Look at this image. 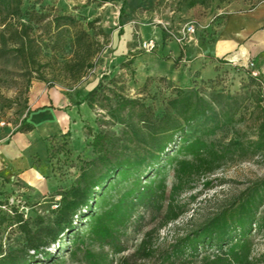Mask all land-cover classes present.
I'll return each mask as SVG.
<instances>
[{
  "label": "trees",
  "instance_id": "trees-1",
  "mask_svg": "<svg viewBox=\"0 0 264 264\" xmlns=\"http://www.w3.org/2000/svg\"><path fill=\"white\" fill-rule=\"evenodd\" d=\"M213 1L181 0L180 4L189 12L195 7L208 9ZM22 2L0 0V36L10 30L11 52L35 65L36 54L30 49L28 34L31 27L24 23ZM52 24L62 34L63 28L75 26L76 21L57 17ZM88 57L66 63L65 72L73 76L74 83L92 68ZM137 57L130 55L121 63L133 86ZM222 63L230 65V60ZM243 78L248 79L246 93L239 91ZM126 82L121 75L102 76L75 103L76 107L84 105L98 112L95 129H87L93 158L83 162L78 178L67 191L53 196L45 210L49 216L31 221L10 208L24 243L0 254V264H65L67 260L74 264H136L129 258H115L126 251L130 230L142 232L145 215L159 225L144 233L133 257L150 260L156 255L155 264H194L198 260L201 264H256L252 235L264 228V179L252 183L167 250L156 253L152 241L159 230L186 213L177 201L193 190L197 180L229 163L264 155V74L258 71L253 77L246 67L237 65L214 79L194 81L188 88L149 78L133 96ZM151 83L166 91L159 104L147 93ZM247 121L252 122L250 137L246 131L237 130ZM32 131V125L22 123L17 133ZM167 166L174 178L170 188L166 184ZM211 184L204 181L203 187L210 188ZM207 249L215 253L206 255Z\"/></svg>",
  "mask_w": 264,
  "mask_h": 264
},
{
  "label": "rangeland",
  "instance_id": "rangeland-1",
  "mask_svg": "<svg viewBox=\"0 0 264 264\" xmlns=\"http://www.w3.org/2000/svg\"><path fill=\"white\" fill-rule=\"evenodd\" d=\"M180 1L144 0L136 9L130 10L126 7V0H23L24 23L31 27L28 33L30 49L36 54L38 64L16 58L11 52L14 47L11 41L13 34L10 30L1 34L0 123L10 125L11 129L0 128V146L17 133L22 123L30 125L33 121L34 127L20 141L22 156L30 167H21L14 172L12 179L0 175V254L16 250L24 243L23 236L13 224L10 208H16L25 219L31 221L37 216H49L45 210L53 196L67 191L78 178L83 162L93 158L87 129H95L94 120L98 112L89 111L84 105L76 107L75 103L105 75H121L130 88L129 95L133 96L143 82L142 71L155 66L156 62L150 56L160 49L163 42H172L171 38L165 36L167 32L176 34L189 21L186 18L188 12ZM215 2L219 3L214 0L212 4ZM57 17H70L76 21V25L65 27L62 29L64 32L58 34L52 24ZM148 40H153L155 47L145 52L142 44ZM130 55L141 56L133 66L137 72L134 86L129 80L128 70L121 67V63ZM85 56H89L92 68L74 83L73 76L65 72V65ZM247 85L248 79L243 78L239 91L246 93ZM147 93L154 95L158 100L154 103L159 104L166 91L151 83ZM261 107L264 114L263 102ZM250 127L252 122L247 121L237 126V130L246 131L247 137H250ZM8 131L12 133L11 136L3 139V134L7 135ZM21 174L23 178H19ZM165 176L170 188L174 178L169 166L165 169ZM262 179L264 155L229 163L213 175L197 180L193 190L182 194L177 201L185 207L186 213L176 223L153 236V249L156 253L167 250L176 239L231 203L252 183ZM204 181H210L211 187H203ZM144 225L141 233L129 231L126 251L115 261L129 258L136 264L157 263L156 255L150 260L132 256L144 233L156 229L159 222H152L145 215ZM252 239V257L256 264H264V228L260 232L254 231ZM204 253L213 254L215 250L207 249ZM65 264L74 263L67 260ZM194 264L201 262L198 260Z\"/></svg>",
  "mask_w": 264,
  "mask_h": 264
},
{
  "label": "crops",
  "instance_id": "crops-1",
  "mask_svg": "<svg viewBox=\"0 0 264 264\" xmlns=\"http://www.w3.org/2000/svg\"><path fill=\"white\" fill-rule=\"evenodd\" d=\"M143 1L126 0V7L134 10ZM186 18V24L195 26L194 34L183 45L163 42L150 56L155 66L142 71L143 81L162 78L173 87L188 88L194 81L214 79L225 70H233L232 65L222 63L224 60L236 61L241 69L254 60L257 71L264 74V0L215 2L208 9L193 8ZM140 58L138 55L135 62ZM30 125L34 127L33 121ZM30 133L3 134V139L11 136L0 146V175L5 179H12L21 167H30L20 144L22 136Z\"/></svg>",
  "mask_w": 264,
  "mask_h": 264
},
{
  "label": "built area",
  "instance_id": "built-area-1",
  "mask_svg": "<svg viewBox=\"0 0 264 264\" xmlns=\"http://www.w3.org/2000/svg\"><path fill=\"white\" fill-rule=\"evenodd\" d=\"M195 32V26L188 23L185 24L182 29L180 31H178L176 34H173L172 32H167V34L169 35V37L171 38V40L176 43L177 45H183L184 43H186L188 41V38L193 35ZM155 47V43L153 40H148L146 42H144L142 44V49L145 52H149L151 50H153ZM230 65H232L233 67L237 66L238 63L236 61L230 60ZM255 62L254 60H248L245 67L246 69H248L250 71L251 76L253 77H257L258 75V71L255 68ZM262 94H263V98H264V84L262 85ZM0 128L5 129H11L10 125H6L5 123H0ZM12 133L10 132L9 135H11ZM8 135V136H9ZM56 201L59 200V198L55 199ZM53 208H55V206H53Z\"/></svg>",
  "mask_w": 264,
  "mask_h": 264
}]
</instances>
